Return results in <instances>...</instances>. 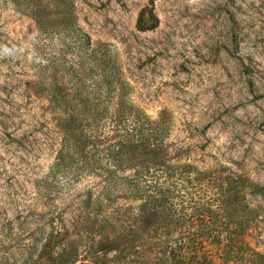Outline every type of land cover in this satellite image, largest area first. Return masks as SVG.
Returning <instances> with one entry per match:
<instances>
[{"label": "rangeland", "instance_id": "rangeland-1", "mask_svg": "<svg viewBox=\"0 0 264 264\" xmlns=\"http://www.w3.org/2000/svg\"><path fill=\"white\" fill-rule=\"evenodd\" d=\"M169 182L159 244L117 258ZM178 238L264 264V0H0V264Z\"/></svg>", "mask_w": 264, "mask_h": 264}, {"label": "trees", "instance_id": "trees-1", "mask_svg": "<svg viewBox=\"0 0 264 264\" xmlns=\"http://www.w3.org/2000/svg\"><path fill=\"white\" fill-rule=\"evenodd\" d=\"M113 145V143H111ZM134 143L128 142H120L119 146L116 148L114 146L113 150H115L118 156V166L119 167H127V163L135 166L138 161L137 157L127 155L125 149L128 146H132ZM116 145V144H115ZM116 148V149H115ZM128 166H131V165ZM172 183L169 182L168 185L157 187L155 190L147 191L145 190L146 196L150 201H147L149 204L148 212H150L148 218L146 219L145 224H149V218L156 219L155 222H158V219H162V225L157 224L154 227H146L143 226V229H133L132 227H127V231L123 234L127 238V244L124 245L122 249H119L118 257H123L132 253H143L144 251L151 250L157 244H159V240L155 239L157 232L161 228H166L170 222H172L173 218V192L171 190ZM145 193L134 194V197H142ZM171 220V221H169ZM168 222V223H167ZM166 223V224H165ZM126 230V228H125ZM159 238V237H158ZM175 244L170 245L169 247V257L167 259V264H221L216 262L218 258H222L224 255H218V248H210L205 241H196L194 244L189 243L182 238H178ZM229 244H224V249ZM91 263L96 264L97 260L101 258L103 255L99 251H94L91 255ZM54 264H76L77 259L65 251H62L58 256L53 259ZM225 261L224 264H229L228 261Z\"/></svg>", "mask_w": 264, "mask_h": 264}]
</instances>
